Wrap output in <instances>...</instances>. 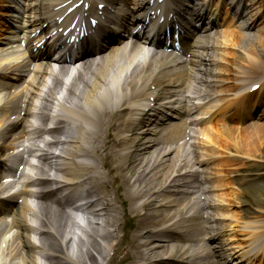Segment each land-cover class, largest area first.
Masks as SVG:
<instances>
[{"label":"bare ground","instance_id":"obj_1","mask_svg":"<svg viewBox=\"0 0 264 264\" xmlns=\"http://www.w3.org/2000/svg\"><path fill=\"white\" fill-rule=\"evenodd\" d=\"M67 1L69 0H32L31 5L35 6L40 2L43 3L42 5L47 2L52 5H63ZM71 1L73 4L78 0ZM110 1L108 0V2ZM233 1L235 0H231L230 4H234ZM122 2L126 6H135L138 3L137 0H122ZM241 27L243 28V25ZM259 33L257 35L258 39L264 45L263 33L262 31H259ZM230 35L231 32L222 31L216 34V37L204 40L203 44L207 45V48L210 45L212 50L210 51L211 60L204 59L202 68L206 66L207 61L211 65H219L218 69L211 71L210 74L216 75L217 80L223 82L222 75L233 66L235 67L233 68V75L235 78L237 76L239 79L242 78L240 82L245 84L248 75L243 72L244 69L250 70L254 67L255 72L261 73L264 72V64L259 60L244 58L239 61V65H236L235 57L232 54L225 55L223 53L226 46L232 47L230 41L226 42L227 37ZM43 55L44 53L40 52L38 57ZM164 60L165 58L157 55L150 58L144 57V53L138 52L137 49L128 51V48H121L118 51L110 52L109 55L104 56L97 63L84 66L81 71L82 73L86 72V75L84 77H74L69 83L65 95L61 96L59 94L61 83L57 84L58 80L55 81L57 85L52 84L51 87H46L44 100L40 106V115H46L44 121L49 119L56 121V124L62 127L59 132L63 136L60 138L55 136L52 143L54 146L49 147V149L43 151V154H40L37 170L47 177L51 172H54V177L61 181V187L64 189L68 188L67 185L69 184L72 187L79 182L88 181L90 191L87 195L91 198V203H87L84 208L80 209L86 216L88 215V221H74V223L71 222V227H69V223L65 222L64 218L56 215L59 214L57 211L41 203L40 207L39 204L35 206L41 218L36 220L39 224L36 228L28 225V216H36L32 213L33 204L24 202L14 207L15 201L13 205L9 206V204L2 202L5 197L0 196V264H44L43 259L47 260L46 264H84L82 260L86 256L92 264H96L94 256L89 250L95 248L101 258L104 256V248L96 238L105 240L106 237L103 235V231L106 228H122L117 227L121 212L116 208H123L125 219L130 220V218H137L141 211L149 210L151 207L153 212L169 209L170 206L180 204L182 211L186 207H191L189 202H186L188 197L192 195L188 191L178 194L180 197L174 198L172 193L169 198L167 197L168 199L174 198V200L166 201L164 198L161 200L162 203H158L156 200L160 198V195H158L160 188L168 182L169 171L179 165L177 155L173 150L156 151L160 145L159 142L167 140L166 138L162 139L163 132L152 134L147 129L148 125L144 120V107L150 102V98L165 101V97L169 93L171 94L181 87V81L176 76L174 77L171 72H161L166 66ZM198 63H202V60L198 59ZM231 63L235 65H230ZM4 69L5 65L0 63V73ZM65 76V73L60 74L61 82ZM43 83V80L38 82L40 88L46 85ZM31 84L33 86L37 85L33 80ZM262 84H264V81L260 83L259 88L261 90L258 89L257 100L253 101L251 106L259 103L263 104L264 87ZM170 85H172L171 89H169ZM150 86H154V89L150 90ZM244 89L247 88L244 87ZM234 90H241V86ZM2 102V99H0V156H6L9 149H13L17 141L16 135L18 133L16 130L19 129V125L18 122L14 121L6 122L10 118L3 117L6 107L3 106ZM158 105L161 107L162 103ZM55 114H58V116ZM117 114L120 116L119 126L121 128H115L111 122L112 117L114 115L117 117ZM148 115L151 116L152 114ZM135 117H140V119ZM261 126L254 123L250 130L246 129L243 133H247V135L255 133L257 136L263 130ZM113 129L115 133L111 136L107 132ZM149 134L154 135L153 138L145 139L146 135ZM115 139H118V143H113ZM110 143H113V145L107 146ZM146 143L149 145L143 148L144 153L137 154L136 151L140 150L138 148ZM111 147L112 153L108 151ZM150 148H153L151 152H149ZM103 150L105 152L103 155L100 154L101 158H99L98 153ZM154 157L157 159L154 163H150ZM95 159H102L104 161L103 167L107 168L108 171L113 170L110 163H115L114 169L118 176L115 180L120 182L121 187L119 189L112 188V193L116 199L112 201L113 204L107 198L109 191L106 189V184L109 182H97L99 180L96 175L98 171L93 167L95 165L90 164V161ZM168 165H173V167ZM105 168L102 169L105 170ZM258 178L264 183V178ZM81 179L82 181H79ZM171 183L166 184L165 186L169 187L165 188H171ZM182 183H176L175 186H183ZM3 186L2 177L0 176V192ZM255 188V185H248L242 191V194H248L249 196L255 192L256 195H259V199L254 203L242 200L241 204L244 205L246 215L241 218L237 226L244 237H247L248 249L244 253L241 252L239 257L240 261H248L249 264H264V188L257 190ZM224 194H227V192H224ZM62 195L64 199H69L66 192H63ZM228 195L230 194L228 193ZM164 201L170 203L167 205V203H163ZM117 203L119 207H115ZM14 208L16 211L13 213ZM172 209H170V212L175 211ZM10 213L13 214L12 217L9 215ZM166 216L171 217L166 220V223H169L173 216L177 215L171 213ZM152 218V213L149 212L144 219L140 220L139 226H137V229L147 230L144 235L139 234L140 239L150 238V233H153L152 236L158 238H151V240L162 243H160L161 245L154 243L158 246L157 249L153 247L154 244L152 246L147 244V247L150 248L143 255H145L146 261L151 264H156V261H161L165 257L170 262H183L187 259L186 257H190L187 256L189 253L185 249L186 246L198 251V254L200 247L197 244L204 241V236L209 233L208 229L204 227L205 224L200 228L195 227L193 229L188 225V227H185L187 229L185 242L180 244L176 239L177 232H171L168 236L164 234L166 226L160 230L155 228L156 231L149 228ZM112 220L114 221L113 227ZM183 220V223L192 222V220L186 218ZM203 222L207 223V219H204ZM80 226L83 228L80 229ZM31 233L38 235V243L29 241V234ZM171 243L172 245H169ZM142 244L145 245L146 241L137 243L135 247L133 258L136 260L142 256L138 252L140 247L143 246ZM64 249L69 256L63 251ZM45 250L56 252V255L48 256L50 254H45ZM57 254L64 255V259H60ZM195 254V252L191 253V256ZM72 257L75 258V262ZM242 258H245V260Z\"/></svg>","mask_w":264,"mask_h":264},{"label":"rangeland","instance_id":"obj_2","mask_svg":"<svg viewBox=\"0 0 264 264\" xmlns=\"http://www.w3.org/2000/svg\"><path fill=\"white\" fill-rule=\"evenodd\" d=\"M236 39V38H235ZM237 40V39H236ZM242 43L238 42V45L235 46L234 48L238 49V50H242L241 49ZM232 49H229V51ZM241 55V54H240ZM245 56V54H243ZM253 55V53H249L248 56ZM254 56V55H253ZM261 56V54L259 55V57ZM236 135L233 134V138ZM258 136V138H257ZM252 133L249 135H246L243 137V139H240L237 141V147L238 149L241 151V154L243 155H251L252 157L256 156V157H261L263 155V159H264V132H259L258 134ZM255 147V148H254ZM232 153H236V151L232 150ZM157 158L154 157L153 160H151L150 163H154V161ZM255 159V158H254ZM241 166L246 165L248 167V169L245 171L244 174H242L241 177H244L245 175L250 174L251 176L248 175V177H253L255 176V173L258 172H263L264 173V165L261 164H253V162H247V158L245 156H243L242 160H239ZM233 163H237L236 161H233ZM232 163V164H233ZM255 165H258L259 168H254ZM240 177V178H241ZM249 180H251L252 178H247ZM239 183V179H235L233 182V185L238 184ZM157 187V186H156ZM236 188V186L233 187V189ZM155 190V189H154ZM234 191V190H233ZM241 197V194H239V192H236L234 195L231 196V200H235L236 198Z\"/></svg>","mask_w":264,"mask_h":264}]
</instances>
